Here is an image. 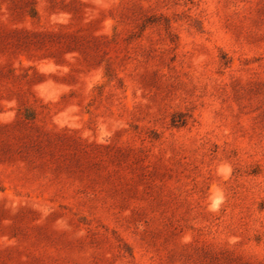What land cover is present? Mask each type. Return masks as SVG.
Returning <instances> with one entry per match:
<instances>
[{"label": "rangeland", "instance_id": "374dc122", "mask_svg": "<svg viewBox=\"0 0 264 264\" xmlns=\"http://www.w3.org/2000/svg\"><path fill=\"white\" fill-rule=\"evenodd\" d=\"M0 264H264V0H0Z\"/></svg>", "mask_w": 264, "mask_h": 264}]
</instances>
